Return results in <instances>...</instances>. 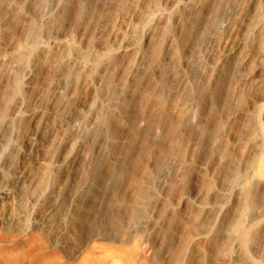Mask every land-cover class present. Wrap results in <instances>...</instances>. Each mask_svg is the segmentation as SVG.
<instances>
[{
	"label": "rangeland",
	"instance_id": "obj_1",
	"mask_svg": "<svg viewBox=\"0 0 264 264\" xmlns=\"http://www.w3.org/2000/svg\"><path fill=\"white\" fill-rule=\"evenodd\" d=\"M88 246L264 264V0H0V264Z\"/></svg>",
	"mask_w": 264,
	"mask_h": 264
},
{
	"label": "bare ground",
	"instance_id": "obj_2",
	"mask_svg": "<svg viewBox=\"0 0 264 264\" xmlns=\"http://www.w3.org/2000/svg\"><path fill=\"white\" fill-rule=\"evenodd\" d=\"M20 59L21 58H18L15 63H18L20 61ZM16 67L18 68V66H16ZM69 126L71 127V129H73L77 133H80L83 129V124L81 123L79 118H75L74 120H72V122ZM2 194L4 195V197L10 196L8 191H3ZM243 235H246V234H243ZM94 252H95V248L93 246H88L85 249L83 255L81 256V259L79 260L78 264H96L93 261ZM112 253H113V255L123 259L126 264H147L145 261L141 260L140 256L133 253L132 251L125 249L124 247H115L114 252H112ZM57 256H58V252L56 251L55 254H51V256L50 255H48L47 257L42 256V259H46L47 263L52 264V263H55L57 261ZM8 257L13 258V257H15V255L14 256H8Z\"/></svg>",
	"mask_w": 264,
	"mask_h": 264
}]
</instances>
